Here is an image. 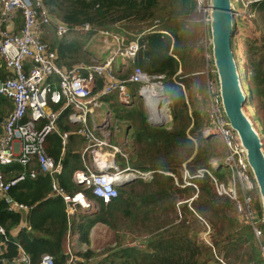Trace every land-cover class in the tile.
Instances as JSON below:
<instances>
[{
	"label": "trees",
	"instance_id": "1",
	"mask_svg": "<svg viewBox=\"0 0 264 264\" xmlns=\"http://www.w3.org/2000/svg\"><path fill=\"white\" fill-rule=\"evenodd\" d=\"M42 3L53 18L69 28L61 38L55 36L54 25L42 30L41 40L56 52L59 66L71 68L78 63H93L87 45L98 31L119 34L125 43L138 40L140 46L134 63L119 76L127 77L135 67L148 74H164V90L170 101L171 125L167 128L148 122L136 85H129L133 99L128 105L119 103L115 94L104 98L113 119L126 125L129 143L124 149L129 167L154 173L148 182L136 179L118 187L117 198L106 205L85 191L89 199L96 201L98 209L79 214L70 224L72 235L87 247L84 252H76L77 264L92 261L94 264H218L212 250L226 264H263L251 228L239 220L234 202L216 195L208 177L193 180L198 188L196 194L192 187L176 186L172 177L158 173L172 174L178 184L182 183L183 169L194 174L199 168H207L219 180L225 178L222 166L215 169L210 166L220 155L216 136H203L208 122L200 104L206 102L203 78L210 77V67L204 57L205 51L207 54L204 16L196 9L195 0H42ZM249 9L263 27L258 20L234 14L232 48L247 94L244 109L252 119L255 116L253 124L262 140L264 1ZM84 24L90 26L89 31L75 29ZM14 26L16 30L21 28L20 14ZM199 29L204 38L194 49L193 36ZM6 77L4 66L0 65V80ZM49 82L53 89L57 78L52 76ZM49 106L53 110L59 108L51 103ZM11 109V102L0 96V119ZM69 114L70 110L65 109L56 122L58 132L67 134L66 144L62 146L58 134L52 132L45 138L44 150L54 160H60L57 183L65 193L73 194L82 189L71 178L75 170L83 168L80 155L85 142L78 134L80 126L69 121ZM116 160L121 170L126 168L122 158L118 156ZM38 169L34 162L28 167L13 163L3 167V173L11 179ZM8 196L28 210L9 212L6 203L0 201V225L9 240L4 247V239L0 237V261L9 263L17 257L14 245L17 242L31 264H39L44 254L52 256L54 264H66L65 206L62 198L52 191L51 178L41 173L34 179L26 176L11 187ZM256 207L261 215L259 204ZM198 218L209 226L211 247L203 241L201 234L206 228ZM21 221L29 230L12 236L10 232ZM97 224L105 225L114 238V246L100 252L89 249V233ZM133 241L138 243L131 245Z\"/></svg>",
	"mask_w": 264,
	"mask_h": 264
},
{
	"label": "built area",
	"instance_id": "2",
	"mask_svg": "<svg viewBox=\"0 0 264 264\" xmlns=\"http://www.w3.org/2000/svg\"><path fill=\"white\" fill-rule=\"evenodd\" d=\"M239 1L245 9L264 0ZM195 3L196 9L205 18L206 0H195ZM18 14H20L21 28L15 30L14 23ZM51 25H54L57 38L69 32L67 25L50 15L42 0H0V65L4 66L7 74L4 80H0V96L8 99L12 104V109L1 122L0 201L6 203V209L9 212H27L26 206L10 199L9 190L23 181L26 176L34 179L38 173L48 175L51 178L52 191L62 198L65 206L68 224L66 264H77L78 258L72 248L75 244L71 242L74 237L77 239V236L72 235L70 231L72 220H77V216L81 213L96 211L98 205L95 200L106 205L117 198L119 185L132 181V177L150 181L154 173L131 169L127 164V154L120 149L119 145L111 142L113 132L118 131L119 124L113 119L104 98L115 94L119 103L128 105L133 99L129 85H136L137 93L144 101L149 121L158 122L157 124H166L171 120L168 107L170 101L167 97L165 98L164 81L166 77L164 74H148L135 67L127 77L119 76L134 63L140 50L138 40L125 43L124 37L119 34L98 31L100 36L106 38L104 42H110L108 57L100 63L95 61L88 65L78 63L71 68H66L57 64L56 52L50 50L48 45L41 40L44 33L43 28ZM75 29L89 31L90 26L84 24ZM205 59L209 66L208 52ZM120 64L122 67L115 73L114 68L116 65L118 68ZM208 73L210 77H206V84L208 86L210 82L212 94L208 96V124L203 130V136L218 135L222 140L225 154L220 162L217 159L212 160L210 166L214 169L219 165L222 166L226 172L225 178L219 180L207 168H199L194 174L183 169L182 183L178 184L172 174L161 171L158 173L172 177L176 186L192 187L196 194L198 188L193 180L208 177L216 195L234 202L239 220L251 228L258 242L260 258L264 264V243L260 241L263 231L259 227L260 225L264 227V225L256 207L258 199L255 185L237 138L227 126L221 112L210 70ZM52 76L57 78L53 89L49 82ZM49 103L59 106L58 110H53ZM65 109L70 110L69 121L80 126L78 134L85 142L80 155L83 168L75 170L71 178L72 182L82 189L73 194L65 193L57 183L56 175L61 169L60 160H54L44 150L45 138L52 132L58 134L62 146L66 144L67 134L59 133L56 126L58 117ZM103 109H105L104 115L101 113ZM110 116L113 119L110 125L100 123L102 119L106 122V118ZM112 127L113 130H111ZM118 156L126 163V168L123 170L117 164ZM33 162L39 166V169L30 170L28 175L22 173L7 179L3 173V167L7 165L17 163L28 167ZM127 172L134 174L124 175ZM123 176L130 177L122 179ZM85 191H89L95 200L89 199ZM198 219L206 228L203 241L211 247L206 238L210 231L209 226L201 218ZM24 229L29 230V227L21 221L10 234L15 236ZM0 237L4 239L3 246L5 247L9 240L1 225ZM135 244L137 243L131 245ZM14 245L17 248V257L9 263L1 260L3 264H31L28 255L20 245L17 242ZM212 252L218 264H226L221 256L217 255L214 250ZM39 264H54V260L52 256L44 254Z\"/></svg>",
	"mask_w": 264,
	"mask_h": 264
},
{
	"label": "water",
	"instance_id": "3",
	"mask_svg": "<svg viewBox=\"0 0 264 264\" xmlns=\"http://www.w3.org/2000/svg\"><path fill=\"white\" fill-rule=\"evenodd\" d=\"M233 0H206L204 18L210 72L227 126L235 134L255 185L264 225V148L261 137L244 111L247 101L232 48ZM2 119H0V123ZM148 122L151 123L148 119ZM126 181L119 186H122ZM0 264H3L0 261Z\"/></svg>",
	"mask_w": 264,
	"mask_h": 264
},
{
	"label": "rangeland",
	"instance_id": "4",
	"mask_svg": "<svg viewBox=\"0 0 264 264\" xmlns=\"http://www.w3.org/2000/svg\"><path fill=\"white\" fill-rule=\"evenodd\" d=\"M239 0H233V3H234V14L236 15H240V16H244L246 18H249V19H254V20H258L255 15V12L254 11H250V7L248 8H243L241 5H240V1L238 2ZM235 3L237 4L236 7H235ZM242 10H240V7ZM258 24L260 25V27H263L262 23L260 20H258ZM205 32V35H206V30H205V27H204V31L203 33ZM203 33L199 30H197V32H195L194 36H193V44H196L194 46V49L198 47V45H200L202 43V40L204 38V35ZM104 40H106V38L104 36H100L98 33H97V36L93 37V39L89 42V44L87 45V49L90 51V53H92V61H95V62H103L104 58L108 57L109 55V50H110V46H109V41H106L104 42ZM207 50V48H206ZM206 52V51H205ZM205 52H204V57H205ZM122 67V64H120L117 68V65H116V68H114V71L115 73ZM209 67V66H208ZM124 72V71H123ZM204 75V74H203ZM204 81H203V84L205 85V93L207 94V97H206V102L204 101L203 104H200V108H202V112H203V116L207 119L208 118V106H209V95H211V85L209 84L210 82H208V86L206 84V76H204ZM245 94H246V90L244 91ZM165 98H166V95H165ZM143 101V100H142ZM143 105H144V101H143ZM170 106V104H169ZM168 106V107H169ZM144 109H145V106H144ZM245 113L247 114V116L251 119L252 123H253V119L255 120V116L253 117H250L249 113L244 109ZM104 112H105V109H103L101 111V113L104 115ZM146 112V110H145ZM147 114V113H146ZM113 119L110 117L106 118V122H105V119H102L100 120V123H105L107 126L110 125V123H112ZM258 121L256 120V123ZM152 123V122H151ZM157 126H164V127H167L169 128L170 125H171V120L168 122V123H163V124H157L156 122H154ZM254 125V124H253ZM126 127V126H125ZM125 127H122V128H118V131L116 133L113 132V135L111 137V142H115V144L119 145L120 149L125 153L127 154L126 150L124 149V146H126L129 142H128V136L126 135L125 133ZM111 130H113V127L111 128ZM216 136V139H217V142L220 146V155L217 157V160L218 162H220V160L223 158L224 154H225V148H224V145H223V142L222 140L220 139V137L218 135H215ZM262 144H263V148H264V139H262ZM126 148V147H125ZM222 152V153H221ZM216 160V159H215ZM134 174L133 172H127V173H124V175L126 174ZM133 179L132 180H136L134 177H132ZM142 181H145V180H142ZM145 182H148V181H145ZM205 222V221H204ZM206 223V222H205ZM203 224V223H202ZM204 225V224H203ZM205 226V225H204ZM261 228V230L263 231V237L260 239V241L262 243H264V227L263 226H259ZM204 233V232H203ZM203 233L201 234L202 238H203ZM209 234V233H208ZM208 234L206 236L207 240L209 241L208 239ZM99 236V237H98ZM95 240V242H93L92 246H93V249L92 250H96V252H100L102 251L103 249H105L106 247H108L109 245H112L114 246V238H113V234L112 232L109 230H107L105 232V234H99ZM130 236L129 237H126V240L125 242L127 243L128 240H130ZM257 241V240H256ZM132 243H138L137 241H133L131 242ZM72 244V243H71ZM258 244V242H257ZM79 245V243H78ZM78 245H73V250H74V254H76V252H84L83 250H86L87 248H84V247H78ZM78 262V260L76 261ZM92 262H95V261H92ZM90 264H94V263H90Z\"/></svg>",
	"mask_w": 264,
	"mask_h": 264
},
{
	"label": "crops",
	"instance_id": "5",
	"mask_svg": "<svg viewBox=\"0 0 264 264\" xmlns=\"http://www.w3.org/2000/svg\"><path fill=\"white\" fill-rule=\"evenodd\" d=\"M16 30V29H15ZM106 58V57H105ZM104 58V59H105ZM117 122H118V124H119V127L118 128H122V127H125L126 125H125V123L124 122H121V121H118V120H116ZM125 162V161H124ZM118 164V163H117ZM126 164V163H125ZM127 164H128V162H127ZM119 166V165H118ZM109 231V229L105 226V225H102V224H97V225H95L92 229H91V231H90V233H89V243H90V245H89V249H93V246H92V244H93V242H95V240H96V238H97V236L99 235V234H105V232L106 231ZM99 237V236H98ZM73 241V243L76 245H78V238L77 239H75V237L71 240V242ZM78 247H84V248H87L85 245H82V244H79L78 245ZM94 251H96V250H94ZM92 263H94V262H92Z\"/></svg>",
	"mask_w": 264,
	"mask_h": 264
},
{
	"label": "bare ground",
	"instance_id": "6",
	"mask_svg": "<svg viewBox=\"0 0 264 264\" xmlns=\"http://www.w3.org/2000/svg\"><path fill=\"white\" fill-rule=\"evenodd\" d=\"M156 123H158V122H156ZM129 177H130V176H128V177L123 176L122 179H124V178H129Z\"/></svg>",
	"mask_w": 264,
	"mask_h": 264
}]
</instances>
